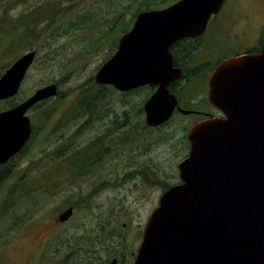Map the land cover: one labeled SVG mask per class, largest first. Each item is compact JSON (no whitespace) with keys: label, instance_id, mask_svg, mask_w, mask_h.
Here are the masks:
<instances>
[{"label":"rangeland","instance_id":"obj_1","mask_svg":"<svg viewBox=\"0 0 264 264\" xmlns=\"http://www.w3.org/2000/svg\"><path fill=\"white\" fill-rule=\"evenodd\" d=\"M175 1L0 0V72L25 52H37L19 93L10 98L12 102L0 101V111L40 87L50 83L59 87L58 95L28 111L33 135L13 162L16 171L0 187V264H103L122 255L130 258L141 243L164 184L181 180L178 165L189 149L182 125L175 119L168 126L140 129L146 124L140 107L150 90L125 94L112 85H105L106 97L87 129L84 124L91 116L75 121L73 116L82 92L100 90L96 73L132 28L137 11ZM241 1L252 5L255 19L264 18L259 0ZM97 139L100 143L91 150L100 148L104 155L78 175L81 155L75 149ZM29 166L42 168L31 173ZM23 175L29 178L27 185L50 189L42 193L37 189L6 206V187L22 186ZM34 199L41 206L35 211ZM69 206L75 207L73 216L59 222L58 213ZM21 218L23 224L14 225Z\"/></svg>","mask_w":264,"mask_h":264},{"label":"water","instance_id":"obj_2","mask_svg":"<svg viewBox=\"0 0 264 264\" xmlns=\"http://www.w3.org/2000/svg\"><path fill=\"white\" fill-rule=\"evenodd\" d=\"M225 0H177L141 11L119 50L96 73L98 84L130 91L158 85L145 102L146 123L160 126L178 103L169 91L181 74L170 46L203 33ZM37 56L29 50L0 76V101L15 97ZM210 100L227 115L194 125L191 150L179 163L182 182L171 185L151 212L134 264H264V51L225 59L210 80ZM59 94L56 83L38 88L0 111V164L27 145L28 111ZM74 214L70 206L58 221ZM104 264H123L113 258Z\"/></svg>","mask_w":264,"mask_h":264},{"label":"flooded vegetation","instance_id":"obj_3","mask_svg":"<svg viewBox=\"0 0 264 264\" xmlns=\"http://www.w3.org/2000/svg\"><path fill=\"white\" fill-rule=\"evenodd\" d=\"M259 1L264 8V0ZM0 13L3 14V10ZM0 39L3 40V16H0ZM120 39L121 37L114 46L113 54L119 50ZM263 51L264 18L255 19L252 5L241 0H225L220 10L212 15L203 33L183 37L170 46L172 65L180 69L181 74L171 81L168 88L176 96L178 103L171 119L160 127L168 126L175 119L182 125L183 136L189 148L187 156L191 150L188 132L194 125L209 119L227 118L226 113L210 100V80L218 65L230 57L260 55ZM157 88L156 84H145L122 93L134 94L147 89L152 95ZM143 112L145 113V109ZM17 158L16 155L2 165L12 166ZM143 233L144 229L142 239ZM140 245L141 243L131 252L130 258L126 255L120 256L121 260L117 258L119 262L125 264L126 261V264H130L127 261L129 259L134 264Z\"/></svg>","mask_w":264,"mask_h":264},{"label":"trees","instance_id":"obj_4","mask_svg":"<svg viewBox=\"0 0 264 264\" xmlns=\"http://www.w3.org/2000/svg\"><path fill=\"white\" fill-rule=\"evenodd\" d=\"M164 1L167 2V0H164ZM148 9H152V7H150V5H149L146 8L139 9L137 11L136 15H135V18H136V16L141 11L148 10ZM38 17H40V16H38ZM109 58H107L105 61H107ZM2 74H3V72H0V76ZM99 87H100V90H98V91H93V92L90 91L89 92V90H90L89 89V90H86L85 92H82L81 95H79L78 105L76 107L77 108V111H76V113L73 116V121L77 120L80 117H83L84 115L91 116L89 119L86 120V122L84 124V128L85 129H87L88 126L92 123V119H94V118H92V116H94V114L96 113V109H97V105H98L99 101L104 100L105 97H106V94L103 92V90L107 86L100 85ZM12 101H13L12 99H9V100L7 99V102H12ZM44 101H47V100H44ZM16 104H18V102L12 103L10 107L15 106ZM143 109L144 108H143V105H142L140 107V111H143ZM97 117L100 118V116H97ZM120 125H123V123H121V121H120L119 126ZM147 127H148L147 124H141L139 126L140 129H145ZM81 130H82V128L76 130L75 134L78 135L81 132ZM98 143H100V141L97 139L96 141H94L90 145H86L82 149L81 148L75 149V153L81 155V157L79 158L81 161L79 163L80 166H79V169H78V175L81 174L84 171V168L85 167H87V168L89 167L90 168L91 167L90 165L96 163V160L101 159L102 156L104 155L105 150H101L100 148H98L96 150H91V149H94V147L96 145H98ZM25 148L20 152V154H22L25 151ZM59 152H60V150L56 153V156L57 157H59ZM86 154L88 155L87 157H85ZM61 155H63V154H61ZM56 162H58V161H56ZM15 167H16V165H12V166H3V165H0V168H3V172L0 171V187H1L2 183H3V186H4L7 183V181L9 180V178L16 171V168ZM27 168L32 173L33 171H35L37 169H40L42 167H30L29 166ZM133 173H135V171ZM24 175L20 178V180L23 181L22 184H20L22 186H19L16 183V184H14L12 186H7L6 187V189H5V196L6 197H5V201H4V204L6 206L9 205V204H12V203H17L20 199L21 200L22 199H27L29 197V195L30 194H33V192L35 190H37V189H39L41 191V193L50 189V188L46 187L43 184H38L37 186H29V185H27V181H28L29 178L27 179V176H24ZM32 176H34V175H32ZM58 183H56V184H58ZM169 186L170 185H168V184H164V189H167ZM33 202H34L33 203V211L38 210L39 209V206H40V205H37V203H36V202H38V200L34 199ZM24 221L25 220L23 218H21L20 219V222H16L14 225H17V227H19L21 224H23ZM109 260L110 259L105 260V262H107Z\"/></svg>","mask_w":264,"mask_h":264}]
</instances>
